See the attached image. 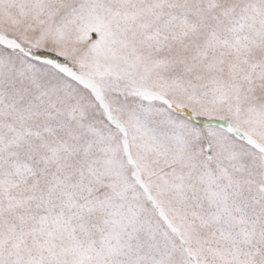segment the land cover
Returning <instances> with one entry per match:
<instances>
[{"label": "snow or ice", "instance_id": "6c2138e0", "mask_svg": "<svg viewBox=\"0 0 264 264\" xmlns=\"http://www.w3.org/2000/svg\"><path fill=\"white\" fill-rule=\"evenodd\" d=\"M0 264H264V0H0Z\"/></svg>", "mask_w": 264, "mask_h": 264}]
</instances>
